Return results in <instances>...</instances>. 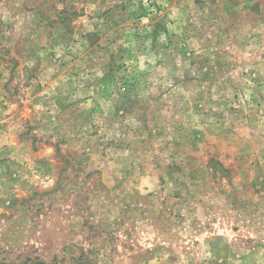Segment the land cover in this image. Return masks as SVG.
Here are the masks:
<instances>
[{
  "label": "rangeland",
  "instance_id": "obj_1",
  "mask_svg": "<svg viewBox=\"0 0 264 264\" xmlns=\"http://www.w3.org/2000/svg\"><path fill=\"white\" fill-rule=\"evenodd\" d=\"M0 264H264V0H0Z\"/></svg>",
  "mask_w": 264,
  "mask_h": 264
}]
</instances>
